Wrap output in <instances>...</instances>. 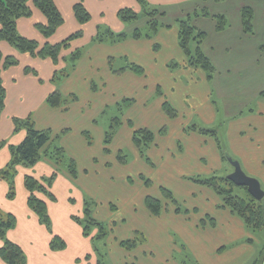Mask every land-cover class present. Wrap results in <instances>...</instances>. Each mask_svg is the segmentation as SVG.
I'll list each match as a JSON object with an SVG mask.
<instances>
[{"label":"crops","instance_id":"obj_1","mask_svg":"<svg viewBox=\"0 0 264 264\" xmlns=\"http://www.w3.org/2000/svg\"><path fill=\"white\" fill-rule=\"evenodd\" d=\"M147 1L165 12L158 18L160 21V18L164 19L167 15V6L171 7L191 1L205 3L207 0ZM220 2H225V0ZM121 4L123 5L119 6ZM56 5L58 6L57 3ZM85 5L86 8H92L94 11H102L108 5H114L117 9L130 7L136 12L141 9L136 0H89ZM242 6L244 5H239L235 10L236 17H238L235 25L228 20L227 12H218L227 18L226 27L221 31L216 29L215 18L193 15L194 11H200L201 8L186 14L191 15V23L196 28L206 32L202 41V50L212 61L215 71L218 67L214 55L211 53L218 50V45L210 44L209 38H216L218 35L223 38L232 30H234L235 39L240 42L241 46L251 49L254 56L257 54V58L254 57L257 59L254 61V65L255 63L259 65L260 58L264 56V50L260 49L261 44L249 41V38H253L255 34L254 23L252 33H245L243 30L240 17ZM72 16L69 18V23H62L54 34L47 38L49 42L54 43L63 39L73 32L74 24L80 25L74 13ZM194 20L210 21V26L205 29L202 24L194 23ZM44 21L43 14L32 7L29 17L17 20L18 32L27 38L43 43L46 39L36 29L35 23ZM122 27L123 24L117 21L119 32ZM148 32L150 31L148 30ZM147 33H142L139 39L132 38L130 33L126 38L117 42L107 40L99 42L93 41V35L86 31L84 37L82 35L73 40L67 50L62 52L57 64H54L48 57L40 58L28 53H20L8 42L0 41V52L3 55L14 56L18 60L17 64L1 71L2 84L6 93L4 108L0 116V142L11 135L14 136V140H21L25 132L15 130L13 120L30 117L36 129L51 131L49 148L61 147L64 151L62 162L65 164L43 158L30 168L19 165V172L25 171L34 176L38 174L34 171H39L38 175L54 172L62 174L67 178L63 180L70 189L73 187L70 179L73 180L84 191L91 194L89 201L97 204L95 216H99L102 210L104 214L111 212L112 208L117 207L115 206L117 203H129L130 209H132L130 212L134 217L138 209L135 206L140 207L139 220L136 221L134 231L133 228L128 227L126 236L117 238L113 235V228L111 230L110 238L113 239L114 245L110 251H112L111 256L114 264H188L186 260L196 264H232V257L237 252L233 253L228 245L239 238V225L243 224L240 218L222 205L221 199L211 188L194 183L192 179L191 183L189 180V182L186 181L187 184H182L179 187L166 180L177 178L179 182H184L186 175L202 172L212 173L224 167L219 137L220 145L214 138L200 134L191 128V126L204 127L197 124L189 125L182 117L185 112H188V109L200 113L199 109H206L208 105L211 111L214 109L213 112H216L215 104L207 96L208 93L212 95L210 82L214 76L208 80L204 70L188 64L186 56L179 46V27L176 21L172 24L160 22L154 33L150 32L151 35L146 36ZM75 48L82 49L81 57L76 61L75 66H71V69L68 70V76L57 81V84L53 83L51 79L54 70L66 65L62 57H66ZM223 50L227 54L228 46ZM116 57L120 58L119 60L124 59V64H120L119 68L114 66ZM247 58L246 56L241 61L249 63ZM130 65L141 67L143 72L137 73L131 70ZM26 67L34 69L36 74L27 72ZM227 70L230 71V69ZM201 86L203 97L199 99ZM54 89H58L66 100L64 105L57 108L49 107L46 104L47 95ZM260 93L259 95H261ZM125 100H128L127 103L124 102ZM165 103H168L176 112L175 117H169L165 113L163 108ZM111 108L119 110L122 119L111 118V121L118 118V122L114 126V135L105 150L104 135L106 130L104 126H98L96 118L98 114H104ZM261 113L262 111H259V114ZM133 115L136 123L131 117ZM111 121L108 129L112 124ZM235 121H237V125L229 132L231 145L234 149H239L237 153L242 158L245 167L255 171L250 173L253 175L259 173L261 178L257 177L264 183V125H260L262 118L257 117L252 119L253 122H247L248 120H238L236 116ZM140 128L149 129L154 133V141L145 149L147 163L143 160L145 154H140L132 143L133 130ZM250 128H254V133H257L255 134L257 136L251 137L244 134ZM257 129H259L258 132ZM92 131L103 141V144L100 142L98 147L93 146L91 137L84 134ZM120 136L135 156L132 162H127L123 153L124 144L122 146L118 141ZM5 147L7 148V146ZM4 150L0 153V167L5 165L9 159V155ZM113 150H116L115 154H113ZM119 155H122L125 160H120ZM70 160L75 163V178H72L67 172ZM111 164L116 166L121 164L122 167L130 168L139 164L140 169L135 173L142 177H144L145 171H150L151 168H159L160 174L156 176L155 180L148 178L149 184L146 185L149 188L144 185L143 181V190L140 191V195H136L137 185L131 186L128 185L129 183H127L128 186L126 185V182L133 181L131 172L124 171L119 175L114 174L109 172ZM152 165L155 167H150ZM175 165L176 169L183 166V171L175 173ZM58 170L61 171L57 172ZM118 179L124 182L122 196L118 190L116 191L117 187H114L117 185ZM0 183L2 185L0 193L4 191L5 196L6 187L1 181ZM24 189L23 195L26 194V197L23 206L28 208V213L31 208L27 204L28 191L25 186ZM162 189L178 199L181 198L180 192L186 193L184 201L188 198L194 199L185 202L186 208L182 210L178 203L172 205V202L162 195ZM147 196L160 201L162 210L159 214L154 215L148 210L145 204ZM52 197H54L53 194ZM42 199L47 206V199L43 197ZM15 203L12 205L6 201V207H4L11 210L16 220L20 219L21 224L25 218L17 212L14 207ZM31 212H33L32 219L37 218L39 221L36 213L33 210ZM117 216V220L114 219L112 222L113 225L127 224L125 216L120 213ZM74 231L79 247L74 250V259L72 263L69 261V264H99L92 250L96 231L87 236L88 234L85 235L83 229L75 222ZM220 231L224 233V238L221 237ZM11 234L10 231L11 241L18 243L23 251L28 249L31 253L30 257L28 256L27 264H62V255L60 254L67 251L68 242L60 234L54 236H58L64 242L63 248H51L50 242H46L45 247L37 249L34 253H32V247L28 244V240L25 239L28 235L27 224L21 234L23 238L17 237V235L14 238ZM107 236L106 233L104 239ZM176 236L182 241L181 244H178ZM128 239L137 240V245L131 250H126L120 245L121 241ZM235 249L240 251L239 246ZM184 252L188 253L186 259H178L177 255ZM2 263L5 264L3 261Z\"/></svg>","mask_w":264,"mask_h":264},{"label":"rangeland","instance_id":"obj_2","mask_svg":"<svg viewBox=\"0 0 264 264\" xmlns=\"http://www.w3.org/2000/svg\"><path fill=\"white\" fill-rule=\"evenodd\" d=\"M78 0H55V2L58 4L59 9L61 10L64 22L63 24L69 23V18L72 16V7L75 2ZM83 4H87L89 0H81ZM123 4L119 5L122 6ZM239 5H249L254 9V30L255 34L252 37H250L249 41L250 43H260L264 41V0H225V2H219L216 3L213 0H207L205 3L197 2V1H191V2H184L179 5H173V6H167L166 11L167 15L164 19L160 18V22L162 23H168L172 24L176 21L177 18H185L187 13H192L193 10L200 9L205 7L210 13H218V12H227L228 20L235 25L236 20L238 17H236V8ZM86 6V5H85ZM120 9V8H119ZM116 6L114 5H108V7L102 11H94L92 8L87 10L90 13V18L88 21L84 23L82 26L81 24L78 25L77 23L74 24V32L77 30H81L83 37L86 35V31L91 33V35H103L106 34L108 30L117 33L119 32L117 30V21L121 22L123 24V27L120 29V32L130 34L135 29H139L143 34L147 33L149 30V25L145 23V17L141 16L138 18V20L131 21V22H123L120 19V16L118 15V10ZM165 10V9H164ZM73 17V16H72ZM194 23L202 24L203 28L208 29L210 26V21H204L201 22V20H194ZM36 27V26H35ZM234 30L231 31V33L227 34L223 38H220L222 36L218 35L216 38H209V42L212 45L217 44L218 50L212 52L211 54L214 55V58L216 60L217 64V71L214 73V78L210 82L211 85V93L212 95L207 94V96L210 98V101L215 104L216 112L214 109L211 111L210 106L208 105L206 109H199L200 113H195L193 110L188 109V112H185L182 116L185 118L189 125L191 124H197L200 127L204 128H210L215 129L219 139L221 140V147L224 154L227 156L223 161V168L213 171L212 173H197L192 175H186L184 177V182H179L177 178L174 179H166L167 182H169L174 186H181L182 184H187L186 181L190 183L192 182V178H209L212 176H216L217 178L221 177H227L233 172V166L231 165L229 159L238 161L243 166V171L245 174H247L250 177L256 178L261 185V188L264 190V183L261 181V175L257 173L258 175H253L250 172H255L247 167H245L242 158L237 153L239 149H234L230 142V131L237 125V121H235V118L237 116V119L240 121L248 120L247 122H253L252 119L255 118H262V123L260 125H264V95H259L260 91L264 90V56H262L259 60V65L255 63L254 61L257 60V54L252 53L251 49H246V46H241L240 42H238L234 37ZM208 42V43H209ZM222 46V47H221ZM228 46V53L226 54L223 50L224 47ZM207 50V49H206ZM70 54L67 55V57ZM245 55V56H240ZM240 56V57H238ZM248 57L247 60L249 63H243V59L245 57ZM256 57V58H254ZM120 58L116 57L114 66L116 68L120 67V64H124V59L119 60ZM67 62L65 67V71L70 70V63L68 61V58H66ZM242 60V61H241ZM62 67L61 69H63ZM227 69H230L228 71ZM28 72V71H27ZM32 73V72H31ZM34 74V73H33ZM36 74V73H35ZM61 74V73H60ZM53 83L57 84V81H54ZM203 97V90L201 86V93L199 95V99H202ZM215 102V103H214ZM3 111V110H2ZM259 111H262L261 114H259ZM194 112V113H191ZM240 113V115H238ZM242 113V114H241ZM2 114V113H1ZM214 114V115H213ZM1 116V115H0ZM112 117H118L122 119V115L119 110H116L115 108L109 109L104 114H98L96 121L98 123L99 127L104 126L105 130H108V126L110 124ZM134 123H136V120L134 119V115L131 116ZM27 118V117H26ZM17 119H25V118H17ZM112 124H114V121H111ZM14 123V120H13ZM240 125V124H239ZM254 128H250V130H246L244 132L245 135L254 137L257 136L254 133ZM24 131L25 129L22 127H19L18 131ZM259 129H257L258 132ZM25 134V133H24ZM91 137V142L93 143V146L100 145V142L103 144V141H101V138L95 134L94 131L88 133ZM24 138V137H23ZM23 138L19 141L14 140V136L11 135L9 138H6L2 145L0 146V153L4 149L5 153L9 155V159L6 161L5 165L0 167V181L5 185V196L4 191L0 193V215L3 218H6L8 214H12L11 210H7L6 207V201H9L12 205L15 203V208L17 212L22 215L25 219L22 220L20 224V219L16 220L15 216V223L14 226L5 232V238L10 240L9 233L11 231V236L15 238L22 237L23 238V228L26 226L28 227V235L25 238L28 240V244H30V247H32V253L36 252L37 249L45 247V243H49L52 240V237L54 235L60 234L64 239L67 240V251L60 254L62 255V264H69L72 263V260L74 259V250L78 249V240L75 237V231H74V222L78 224L83 229L84 224L87 222L86 216L83 214L84 209V202L85 200H89L90 193L83 190V188L80 187V185H77L73 182V180L70 179V181L73 184V187L68 186V184L63 180L67 179L62 174H55L53 176V173L46 174H39V171H34V173L37 176H34L30 173H27L25 171H18V166L21 165L26 168L32 167V165H23L20 163H16L13 166H9L13 159V155L9 149L10 145L17 146ZM118 141L120 142V145L123 146L124 144V155L127 159V162H132L135 158L134 154L131 153L128 146L124 143V139H122V136L118 138ZM7 146V148L5 147ZM113 146V145H112ZM145 149V148H144ZM143 149V160L145 161L146 157V150ZM9 151V152H8ZM116 150H113V154H115ZM145 163H147L145 161ZM61 164H65L64 162H61ZM151 165V163H148ZM147 164V165H148ZM240 165V166H241ZM149 166V165H148ZM241 166V168H242ZM155 167V166H150ZM109 172H113L114 174L119 175L120 173L131 172V178L133 181L126 182L129 183L128 185L136 186L135 194L140 195V191H142L143 187V181L144 179H156L157 175L160 174V169L151 168L150 171H145L143 174L144 177L141 175H137L135 172L140 169L139 164H135L133 168L131 167H122L121 164L116 166L115 164L110 165ZM263 170V167H262ZM61 170H58L57 172H60ZM175 173H178L180 171H183V166H180L176 169V165L174 166ZM7 172H9L7 174ZM25 172V173H24ZM24 174V175H23ZM25 176H32L36 179H39V184H43L47 187V190H38L37 194L39 197H43L47 199V214L49 215L50 219V231L46 230L44 225L40 224L39 221H37V218L32 219L33 212L30 209L28 211V208L24 207L23 204L25 203V197L26 194L23 195L25 189L23 186V180ZM259 176V177H257ZM142 177V178H141ZM188 178V179H187ZM187 179V180H186ZM143 182V183H142ZM196 183V182H194ZM220 183L225 187L226 184L222 181ZM199 184V183H197ZM127 185V186H128ZM146 185V184H144ZM202 185V184H200ZM141 186V187H140ZM117 187L116 191L118 190L120 192V195L122 196L123 188H124V182L121 180H117V185L114 186ZM147 188H149L146 185ZM2 185L0 183V191H2ZM185 189V188H184ZM159 190V189H158ZM49 193H52L54 197L50 196ZM247 190L240 188L239 186L235 185L233 187V194L240 195V196H246ZM3 194V195H2ZM155 194V193H152ZM181 198L178 199L176 196L174 197V200L177 201L179 207L184 210L186 208L185 202L194 199V198H188L186 201H184V196L186 193L180 192ZM10 195V196H9ZM23 195V196H22ZM220 198L219 196H217ZM90 209L92 211V216L94 217V212L96 210V205L92 203V201H89ZM262 204L264 205V197L261 200ZM21 206H20V205ZM169 205V204H168ZM171 205V202H170ZM174 205V203H172ZM5 206V207H4ZM115 206H117L115 209L112 208L111 212L103 213V210L100 211L99 216H95L97 220H99L104 228L105 232L108 234V236L104 238H96L92 242V250L95 254V258L97 261H100L101 264H114V261L112 260L113 257L111 256L110 248L114 245L113 239L110 238L111 230L113 228V235L117 238L124 237L125 234H127L126 229L133 228V231L135 230V224L139 220V212L140 207L135 206L138 208L136 210V214L134 217H132L130 204L129 203H117ZM118 213L125 216L127 219L126 225H119L114 224V219L117 220ZM29 215V216H28ZM103 216H106L103 218ZM37 217V216H35ZM137 221V222H136ZM18 223V224H17ZM17 224V225H16ZM112 225V226H111ZM16 226V227H15ZM129 227V228H128ZM227 227V226H225ZM96 231V234L98 232L97 226H90V229L88 231V235L90 236L92 233ZM239 238L236 241H233L228 245V248L233 251V253H236L232 257V264H264V227L257 230H252L251 228L246 227L244 224L239 225ZM99 233V232H98ZM221 237L224 238V233L220 231ZM126 236V235H125ZM66 237V238H65ZM178 244H181L182 241L179 240V237H175ZM0 246L3 245V239L0 238ZM18 244V243H16ZM239 246V250H236L235 248ZM34 249V250H33ZM242 249V250H241ZM229 250V251H230ZM24 253V264H27L28 256L30 257V254L28 249L26 251H23ZM33 255V254H32ZM188 253L184 252L181 255H177L178 259H186ZM188 264H194L193 261H187ZM0 264H3L0 260ZM196 264V263H195Z\"/></svg>","mask_w":264,"mask_h":264},{"label":"trees","instance_id":"obj_3","mask_svg":"<svg viewBox=\"0 0 264 264\" xmlns=\"http://www.w3.org/2000/svg\"><path fill=\"white\" fill-rule=\"evenodd\" d=\"M140 5V11L136 12L130 7H122L118 10V15L123 22H131L138 20L141 16L145 17L146 24L149 25V31L154 33L160 21L158 18L165 14L164 11L160 10L157 6L151 5L147 0H136ZM220 2L222 0H215ZM32 7L38 9L45 17L44 22L35 23L36 29L46 39L45 42L40 43L36 39L27 38L21 35L17 29V20L22 17H29L32 13ZM74 16L79 24H84L90 18V13L81 0H78L73 4L72 7ZM193 15H202L215 18L216 29L221 31L226 27L227 18L222 13L211 14L205 7L201 8L200 11H194ZM191 15H186L185 18H177L176 23L179 27V46L186 56L187 62L191 66L200 67L207 75V79L211 80L214 75L215 67L210 58L202 50V41L205 38L206 32L196 28L191 23ZM240 17L242 27L245 33L253 32V18L254 11L249 5H244L240 8ZM64 22V17L60 12L58 6L54 0H0V41H6L13 46L20 53H28L34 57L50 58L54 64L58 63V60L63 51H66L70 43L81 37V30L73 31L63 39L51 43L47 40L56 29ZM150 32L146 36L151 35ZM139 29H135L131 36L134 39H139L142 35ZM127 33L117 32L114 33L110 30L103 35H94L93 41L102 42L104 40L110 42H117L127 37ZM260 49L264 50V42L260 45ZM82 49L75 48L70 52L67 57H62L65 62L68 58L70 69L71 66H75L76 61L81 57ZM18 60L11 55H3L0 52V115L4 108L5 99V88L2 84L1 71L9 66L17 64ZM131 70L141 73L142 68L137 65H130ZM26 71L36 73L32 68L26 67ZM123 70V69H119ZM118 70V71H119ZM61 73V74H60ZM68 71L63 69H55L52 75V81H60L62 78L68 76ZM264 95V91L260 93ZM128 101V100H127ZM125 100L124 102L127 103ZM66 100L62 96L58 89L51 91L46 97V104L49 107L57 108L64 105ZM164 111L169 117H175L176 112L168 104H164ZM114 124H111L108 130L105 131L104 144L105 150L110 143L112 136L114 135V126L118 122V118L113 119ZM15 130L19 127L25 129V135L23 140L17 146H10V151L13 155V159L9 166H13L16 163L23 165L35 164L38 160L43 158L52 159L55 163L62 162L64 158V151L61 147L49 148V142L51 140V131L49 130H38L35 128L30 117L25 119H14ZM193 130H196L200 134L208 135L216 140L219 144L218 135L215 129L210 128H198L191 126ZM89 135L88 132L84 133ZM132 143L139 150L140 154H143V149L147 148L154 141V133L146 128H140L133 130L132 132ZM3 141L0 142V146ZM221 146V145H220ZM144 149V150H145ZM222 150V148H221ZM223 158L227 156L222 151ZM120 160H125L122 155H119ZM67 172L72 177L76 176V168L74 161L70 160L67 166ZM9 172H7L8 174ZM55 172L53 173V176ZM196 183L205 185L211 188L221 199L222 205L230 209L235 215H237L242 223L252 230L261 229L264 227V205L261 200H255L248 192L246 196H240L233 194V187L235 184L230 181L227 177L217 178L212 176L209 178H192ZM220 181L224 182V187ZM145 184H149L148 179H144ZM24 186L28 191L27 204L36 213L41 224L50 231V219L47 214L46 202L37 195L38 190H47V187L43 184H39V179L32 176H25ZM245 190L246 187H241ZM52 196L51 193H49ZM162 195L174 204H177L172 194L162 189ZM10 196V195H9ZM89 200H85L83 214L87 218L86 224L83 226V232L85 235L88 234L90 226H97L98 232L95 238H104L106 235L103 224L92 216ZM145 204L148 210L157 215L162 210L160 201L151 196L145 198ZM179 210V209H177ZM15 219L12 214H8L6 218L0 215V238L3 239V245L0 246V259L5 264H24V253L21 247L11 240L5 238L6 230L14 226ZM120 245L126 250H131L137 245L136 239H128L120 242ZM50 247L60 249L64 247V242L58 237L53 236L50 241ZM101 264L100 261H98ZM257 264V263H256Z\"/></svg>","mask_w":264,"mask_h":264},{"label":"water","instance_id":"obj_4","mask_svg":"<svg viewBox=\"0 0 264 264\" xmlns=\"http://www.w3.org/2000/svg\"><path fill=\"white\" fill-rule=\"evenodd\" d=\"M233 166V172L227 176L235 185L246 187L247 192L257 201H260L264 197V190L261 188L260 182L253 177L248 176L242 170L238 161L229 159Z\"/></svg>","mask_w":264,"mask_h":264}]
</instances>
